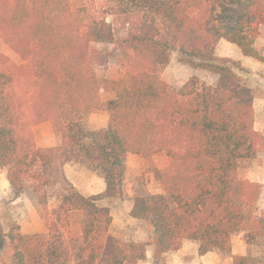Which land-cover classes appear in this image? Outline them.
<instances>
[{"label": "trees", "instance_id": "16d2710c", "mask_svg": "<svg viewBox=\"0 0 264 264\" xmlns=\"http://www.w3.org/2000/svg\"><path fill=\"white\" fill-rule=\"evenodd\" d=\"M263 24L264 0H0V39L20 59L0 51V168L47 225L28 234L9 226L10 264L144 259L146 242L109 234V203L123 195L129 153L168 159L157 171L164 192L136 194L129 211L148 227L154 259L184 240L201 255L229 250L236 232L247 243L264 237V212L255 213L260 184L236 175L238 161L264 144L253 92L238 62L214 55L224 38L258 57ZM172 52L215 82L193 75L170 86L161 73ZM90 108L108 113L104 129L86 125ZM43 121L59 144H36L33 127ZM69 162L101 176L104 190L81 194L64 174ZM232 264L250 260L234 255Z\"/></svg>", "mask_w": 264, "mask_h": 264}, {"label": "rangeland", "instance_id": "374dc122", "mask_svg": "<svg viewBox=\"0 0 264 264\" xmlns=\"http://www.w3.org/2000/svg\"><path fill=\"white\" fill-rule=\"evenodd\" d=\"M120 34L123 33L121 30ZM97 48H103L104 44H95ZM111 45H109L110 47ZM254 47L258 57L246 56L233 43L224 38H220L215 49L214 55L217 57H227L240 64V69H236L240 77L248 86L255 88L257 94V114H264V24L260 26V32L255 39ZM0 51L6 54L14 63H20L18 56L13 53L0 39ZM254 69L253 67H256ZM199 76L208 83L215 82V76L198 68L185 63L177 52H172L168 64L164 67L161 78L172 87H179L190 76ZM114 96L113 92H101L103 99ZM104 118L100 109L90 108L86 112V125L97 130L104 129ZM34 139L39 146L42 144L57 145L60 142L59 133L55 132L49 121L40 122L33 127ZM264 152V144L257 156ZM143 161H134L125 171L123 183V195L109 203L111 209L112 221L109 227V234L124 241H144L146 245L145 258L138 264H196L199 257L196 255V243L184 240L180 252L168 251L160 259L152 257V247L149 242V230L146 224L134 219L128 215V206L132 202V197L144 191L150 193L164 192L157 177L158 169L164 168L168 164V159L164 153L153 155H143ZM258 158V157H257ZM260 159V158H259ZM246 161H241L242 166L247 165ZM136 164L138 166H136ZM1 169V168H0ZM3 170V169H2ZM261 210L260 213H263ZM259 213V214H260ZM11 224H16L22 233L45 232L47 225L41 207L31 199L28 194H15L12 190H6L0 194V264H10L8 252H6V239L4 234ZM26 231H29L26 233ZM233 240L236 245L245 244L246 256L250 264H264V237L257 238L253 243L245 241L244 232L231 234L230 241ZM184 244V248H183ZM241 245V244H240ZM221 263L226 264L227 257L230 255V249L219 251Z\"/></svg>", "mask_w": 264, "mask_h": 264}, {"label": "crops", "instance_id": "0c3cea01", "mask_svg": "<svg viewBox=\"0 0 264 264\" xmlns=\"http://www.w3.org/2000/svg\"><path fill=\"white\" fill-rule=\"evenodd\" d=\"M256 67H253L254 69H257ZM253 92V110H254V121L253 126L256 130L260 131L264 135V114H257V94L255 93V88L250 87ZM264 102V99H262ZM102 113V116L104 118V124L103 127L107 124L108 119V113L104 110H100ZM93 129H97V126H92ZM39 146L42 147H48L53 146L52 144H42L40 143ZM153 155V154H148ZM143 154H134L129 153L126 157V169L130 164L134 161H143L144 158L142 157ZM258 157V158H257ZM260 158V159H259ZM247 165L242 166L245 163H241V161H246ZM133 164V163H132ZM242 164V165H241ZM136 166H138L136 164ZM64 174L67 177V179L77 188V190L83 194V195H92L100 193L105 188L104 180L101 176H99L97 173H95L93 170L89 169L85 165L76 163V162H69L66 163L63 167ZM236 175L240 178L248 179L250 181L258 182L260 184V194L259 197L255 203V213L259 214L261 210H264V152L262 155L255 156L253 158H244L240 159L238 161L237 169H236ZM6 190H11L10 185L8 183V180L6 178V172L5 170L0 169V194L1 192L4 194ZM132 197V202H133ZM132 202L130 206H128V215L129 211L132 207ZM29 231H26V233ZM28 234V233H27ZM230 255L227 257L226 264H232V257L234 255H245L246 254V246L245 244L240 243L239 245H236L233 240L230 241ZM183 243V242H182ZM182 246V245H181ZM197 246V245H196ZM181 248V247H180ZM180 248L177 251L180 252ZM184 248V244H183ZM218 249H213L210 251L205 252L204 254L199 255L196 250V255L199 257L198 260H196V264H220V253ZM168 254V252L164 253ZM192 264V263H191Z\"/></svg>", "mask_w": 264, "mask_h": 264}]
</instances>
